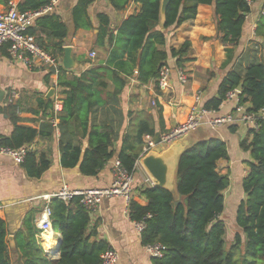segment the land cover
Returning <instances> with one entry per match:
<instances>
[{
	"label": "trees",
	"instance_id": "16d2710c",
	"mask_svg": "<svg viewBox=\"0 0 264 264\" xmlns=\"http://www.w3.org/2000/svg\"><path fill=\"white\" fill-rule=\"evenodd\" d=\"M8 1L0 0L2 3ZM91 1L77 0L72 11L74 29L91 28L86 11ZM127 2L110 0L116 11L123 9ZM134 2L141 6L139 13L124 20L115 34L109 28L107 16H99L95 45L106 48L104 61H88L90 67L71 78L66 77L67 70L59 67L57 86L64 98L60 100L62 110L55 126L49 120L41 123L38 129L21 126L17 124L16 106L0 108V113L8 115L14 124L9 137L0 136V148L17 150L37 138L51 137L57 129L63 168L79 166L81 174L85 176H95L103 168L114 156L112 144L122 122L119 104L128 79L135 78L140 84L156 81L159 70L167 66L168 58L175 59L179 65L188 48L185 43L177 51L159 50L157 46L166 44L165 34L157 29L160 0ZM46 4L47 0H20L18 9L33 11ZM197 5L213 7L215 39L226 47V65L229 64L234 58L233 47L240 41L250 7L244 0H170L166 6L163 28L178 27L183 22L193 20ZM28 33L35 36L39 46L48 54L61 58L68 31L55 13L50 12L36 19ZM37 33L45 34L47 42L41 40ZM256 34L264 39V17L259 20ZM50 74L52 71L47 77ZM109 83L111 90H108ZM240 83L241 101L249 103L254 112L264 109V60L249 63L243 73L233 67L222 80L217 96L206 102L204 108L218 111L225 94L236 89ZM161 109L160 106L157 113L159 131L163 132ZM259 122V129L249 131L248 141L240 144L242 150L249 153V171L242 181L245 198L235 213L239 232L235 233L234 242L228 249L224 248L226 226L221 217L224 212L223 192L229 186V177L216 171V163L228 158L226 144L221 139L210 137L199 141L182 155L176 179L180 196L178 204L166 190L158 187L138 189V195L144 197L147 204L132 201L128 216L131 221H139L150 214L141 242L144 246L160 243L166 247L163 257L153 258V264H264V120ZM235 128L238 127L230 129L235 132ZM77 133L87 140V149L83 150L81 144L76 142ZM155 133L156 130L149 123L142 121L134 135H124L118 160L129 175L134 173L136 147L142 144L143 136L153 137ZM21 166L29 178L39 179L49 162L43 154L36 157L35 153L30 152ZM49 206L53 231L58 232L62 239L59 259L54 263L42 255L38 243L40 230L34 224L33 212H30L24 220L22 231L16 235V245L22 253L23 263L100 264V255L108 246L102 240L89 242L95 231L87 232L90 216L79 204V197L69 202L52 199ZM6 236V225L0 218V264H11ZM54 237L50 231L41 237L50 256L56 254Z\"/></svg>",
	"mask_w": 264,
	"mask_h": 264
},
{
	"label": "crops",
	"instance_id": "0c3cea01",
	"mask_svg": "<svg viewBox=\"0 0 264 264\" xmlns=\"http://www.w3.org/2000/svg\"><path fill=\"white\" fill-rule=\"evenodd\" d=\"M13 1L17 5L20 2V0ZM8 2H0V13L6 10ZM76 3L77 0H59L52 10L67 28L68 34L64 40V47L69 46L72 49V59L77 65L75 70H67V78L73 75L78 76L87 70L90 67L88 61L97 63L105 60L106 48L95 45L100 15L107 16L109 28L115 34L122 22L129 16L139 13L141 8L134 0H128L123 9L116 11L111 6L110 0H92L86 10L91 28L74 29L72 11ZM262 11H264V0L253 2L248 18L245 19L240 41L233 47L234 58L227 65L226 47L215 39L212 6L197 5L195 18L183 22L178 27L164 29L159 25L157 29L162 31L166 38L165 46H157L159 50L177 51L187 43V51L179 65L176 64L175 59L168 58L167 67L170 68V78L166 88L158 87L156 81L140 84L135 78L128 79L119 104L122 122L117 128V137L112 144L114 156L95 176L81 174L79 166L70 169L61 166L60 134L57 129L51 137L37 138L27 145L28 153H35L36 157L43 154L49 162L47 170L39 179L29 178L21 164L18 165L11 158L0 154V218L6 225V237L14 238V248H11L7 242L11 264H24L22 253L16 245L18 244L16 235L22 231L24 220L30 212H33L34 223L39 219L45 204L42 196L56 193L63 185L78 190L110 186L113 180V164L118 160L124 145V135H134L139 123L146 121L162 136L168 129L185 119L190 107L195 104L204 107L206 102L215 98L222 80L233 67H237L243 73L249 63L264 60V39L256 34L259 20L264 17L261 15ZM37 34L41 40L47 42L45 34ZM91 53L96 54L94 59L89 57ZM179 68L186 72V84H180L178 81ZM48 73H51L49 68L45 66L28 68L22 63L11 60L5 47L0 49V108L16 106L15 116L18 118V125L38 129L44 121H52L54 126L58 123L60 113L54 111V103L63 99L64 95L57 86V74L52 72L47 77ZM111 89L112 85L109 83L108 90ZM50 90L54 92L53 96L48 98L47 94ZM246 104L249 105V103ZM233 105L231 101H223L214 116L231 112ZM160 106L164 123L163 132L159 131L157 111ZM232 127L221 126L211 130L203 126L192 135V142L210 137H217L225 142L228 158L216 163V171L222 175L228 174L229 177V186L223 192L224 198L233 184L231 181L233 171L237 184L240 183L241 188L242 181L249 171L247 167L249 153L243 151L240 146L242 141H248L249 131L244 127H238L235 128V132H232L230 129ZM13 130L14 124L9 116L0 113V136L9 137ZM75 137H77L76 142L81 144V148L87 149V140L83 139L80 133H77ZM147 137V135L143 136L142 144L136 147L137 159L132 174L134 201L140 205H146L147 201L138 195V189L152 187L138 162L144 154ZM219 167L222 169L221 172L218 171ZM244 198L242 193L236 210ZM89 216L87 232L95 231L89 242L102 240L108 247L115 249L118 253L116 264H153V258L145 251L141 236L135 231L121 198L111 197L102 200L96 213ZM53 232L57 235L56 238H61L58 232ZM38 243L44 251L43 256L54 263L58 261L59 254L54 259L56 254L50 256L45 252L42 241L38 240Z\"/></svg>",
	"mask_w": 264,
	"mask_h": 264
},
{
	"label": "built area",
	"instance_id": "2783aa9c",
	"mask_svg": "<svg viewBox=\"0 0 264 264\" xmlns=\"http://www.w3.org/2000/svg\"><path fill=\"white\" fill-rule=\"evenodd\" d=\"M59 0H47V4L37 10L20 11L15 1L10 0L6 10L0 13V49L5 47L11 60L19 62L32 68L35 66H45L54 74H58L61 66L60 58L48 54L37 43L35 36L28 33V30L34 27L36 19L52 12ZM251 8L253 1L244 0ZM261 15L264 16V11ZM248 15H246V19ZM91 59L96 57L95 53L89 55ZM170 78V68L163 66L158 73L156 82L158 87L166 88ZM178 81L180 84L187 83L185 70L178 69ZM241 91L236 89L230 90L225 94L224 101H231L234 105L231 112L220 116H214L216 111L207 110L203 106L195 104L188 109L185 119L173 126L168 132L160 136V143L169 145L189 132L200 129L203 126L209 127L211 130L221 126L244 127L248 131H257L260 127L259 120H264V109L252 111L250 105L242 102L240 99ZM62 110L60 101L54 103V111L59 113ZM155 144L151 137L145 140L144 154H146ZM28 147L20 149H10L6 147L0 148V154L12 159L16 164H22L28 154ZM143 154V155H144ZM132 175H129L123 168L119 160L113 164V180L110 186L103 188H89L84 190L71 189L67 185H63L52 195L42 196L44 207L35 226L40 230L38 238L44 241L41 236L50 231L54 234L51 224L50 201L58 199L62 202H69L74 197H79V204L91 215L95 214L102 200L111 197H119L123 200L126 210L135 198V190L132 186ZM151 215L147 214L139 221H132L135 231L138 235H142L146 229V220ZM55 235V234H54ZM54 239L57 243L59 238ZM45 249V247H44ZM147 254L154 259L162 258L166 247L160 243L148 244L144 246ZM46 250V249H45ZM46 252V251H45ZM118 261V253L115 249L107 247L100 255V264H116Z\"/></svg>",
	"mask_w": 264,
	"mask_h": 264
},
{
	"label": "water",
	"instance_id": "95a60500",
	"mask_svg": "<svg viewBox=\"0 0 264 264\" xmlns=\"http://www.w3.org/2000/svg\"><path fill=\"white\" fill-rule=\"evenodd\" d=\"M169 1L170 0H160L159 25L162 27L165 23V11ZM61 66L65 70H75L77 67L76 62L72 59V49L69 46L63 48ZM241 88L242 83L239 84L237 89L241 91ZM53 92V90H50L47 97L51 98ZM197 130L198 129L189 132L186 136L169 145L160 143V134L156 132L152 139L155 146L138 161L149 178L152 187H158L168 191L175 199L176 204L180 201V196L177 193L176 187L180 159L195 143L199 142H192V135L195 134ZM6 241L11 248L15 247L13 236H8ZM61 244L62 239L59 238L55 247V252L57 254H59Z\"/></svg>",
	"mask_w": 264,
	"mask_h": 264
},
{
	"label": "rangeland",
	"instance_id": "374dc122",
	"mask_svg": "<svg viewBox=\"0 0 264 264\" xmlns=\"http://www.w3.org/2000/svg\"><path fill=\"white\" fill-rule=\"evenodd\" d=\"M234 157L233 154H231ZM219 172H221V168H218ZM235 170V167H233ZM234 171L231 175V184L228 194L225 195L224 198V212L221 217L223 219L225 226H226V236H225V245L224 248L228 249L234 242V235L235 233L239 232V228L236 226L235 223V211L236 205L238 204L241 195L243 193L241 184H237V179L234 176ZM42 249V247H41ZM44 252V251H42ZM53 262V261H52Z\"/></svg>",
	"mask_w": 264,
	"mask_h": 264
},
{
	"label": "bare ground",
	"instance_id": "6f19581e",
	"mask_svg": "<svg viewBox=\"0 0 264 264\" xmlns=\"http://www.w3.org/2000/svg\"><path fill=\"white\" fill-rule=\"evenodd\" d=\"M41 237H42V236H41ZM56 256H57V253H56ZM56 256H55V257H56Z\"/></svg>",
	"mask_w": 264,
	"mask_h": 264
}]
</instances>
